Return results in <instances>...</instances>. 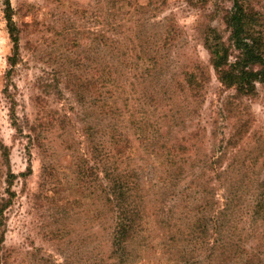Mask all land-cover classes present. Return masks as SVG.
Here are the masks:
<instances>
[{
	"label": "rangeland",
	"instance_id": "374dc122",
	"mask_svg": "<svg viewBox=\"0 0 264 264\" xmlns=\"http://www.w3.org/2000/svg\"><path fill=\"white\" fill-rule=\"evenodd\" d=\"M249 1L264 10V0ZM10 4L18 34L13 71L7 61L13 43L0 0V143L8 150L7 159L0 150V199L9 196L8 187L13 192L5 209L2 264H167L175 250L181 256L179 264H242L252 253L249 264H264V216L252 220L242 216L256 201L264 206V188L257 191L252 183L264 175V84L256 85L251 98L242 99V139L235 136L219 154L223 137L227 140L234 133L236 116L227 110L232 90L216 79L203 46L211 27L226 42L229 31L223 15L231 1L10 0ZM151 53L154 75L147 84L152 75L138 64ZM178 60L182 65L199 61L210 77L200 106L185 114L182 81L178 88L175 84L172 97L160 95L164 100L157 101L152 94L164 84L157 75L162 72L165 77L167 67L174 70ZM165 115L174 117L178 139L193 128L206 134L187 147L198 155L203 146L219 154L228 173L218 179L228 189L215 186L212 192L216 188L224 197L221 204L227 197L231 207L218 219L209 213L207 220L211 204L197 203L200 168L194 154L171 153V140L165 147L161 141L153 146L138 136L136 172L145 210L128 249L112 252L107 205L100 202L103 196L98 197L92 179L85 178L90 185L83 180L74 153L85 152L90 139L95 144L105 137L103 121H114L118 131L131 138L138 126L151 135L167 128L162 122ZM176 164L183 170L177 179L175 172L169 173ZM133 165L134 157L129 156L123 168L132 171ZM230 174L244 175L243 182L233 183L238 187L228 184ZM204 220L208 233L204 226L194 227Z\"/></svg>",
	"mask_w": 264,
	"mask_h": 264
},
{
	"label": "trees",
	"instance_id": "16d2710c",
	"mask_svg": "<svg viewBox=\"0 0 264 264\" xmlns=\"http://www.w3.org/2000/svg\"><path fill=\"white\" fill-rule=\"evenodd\" d=\"M231 7L223 15V22L226 25L229 35L226 42L222 40V37L217 32L216 28L211 27L208 30L206 39L203 40V46L209 54V64L216 76V79L227 89H231L232 92L228 97V112H231L236 116L234 122V133H230L228 139H222V145H218L219 154L225 153V148L232 145V139L238 136L242 139V127L245 125V121H242V99L251 98L256 92L257 84H264V10L257 9L255 5L249 0H230ZM4 14L7 22V30L9 37L13 43L11 54L8 56L9 70L13 71L15 65L18 63V34L17 27L12 19V7L10 0H4ZM138 64V69L143 72H149L151 77L147 80V84L151 83L154 73H151L154 68L155 56L153 53L144 55L141 57ZM8 70V71H9ZM167 67L166 76L160 73L157 75L160 80L164 79V84L160 88L152 91L153 96L157 101L164 100V94L172 97L176 92L174 88L180 87L185 99L184 114L190 112L191 109H196L200 106L202 97L204 95V89L208 83L210 77L208 74V68L197 60L189 61L182 65L178 60L175 69ZM160 71V70H159ZM162 71V69H161ZM164 71V70H163ZM171 72V74H169ZM178 77V78H176ZM183 83V85H182ZM160 95H163L160 96ZM127 104V101L125 102ZM130 106V105H129ZM133 105H131L132 107ZM113 108V107H112ZM150 111V110H149ZM148 111V112H149ZM153 112V109L151 110ZM112 112H110L111 114ZM244 114L246 112H243ZM108 116V115H107ZM248 116V114H247ZM109 118V116H108ZM167 118V119H166ZM174 117L165 115V129L157 130L154 135L149 134V131L142 126H138V131H134V135L130 138L119 132V127L116 126L114 121H103L107 127V133L105 137L100 138L99 143L92 144L94 141L90 139V146L86 147L85 152L74 153L75 159L79 161V173L85 178L92 179L95 191L100 202L107 205L108 212L111 219V233L110 235V251L116 253H122L121 251L128 249L129 242L137 235L139 228L141 227L142 214L145 210L144 197L142 194V185L137 177V161L136 155L140 154L139 146L136 147V143L139 141V137L143 135L145 143L153 144L155 146L160 141L165 147L166 140H171L169 143L171 153H186L190 156L194 154V159L199 164V172L197 173V186L201 194L197 198L198 205H209L206 211V219L212 217L216 219L220 218L222 213L228 214V210L231 207V202L224 199V203L221 204L220 197L216 193L215 186H222L218 177L221 174L228 173V169H225L222 165L221 157L219 154L213 153L208 147L203 146L202 155L194 153L187 146L191 145V140H196L197 137L205 136L204 132L199 129H191L189 131H183V137L179 138V131L174 123ZM106 120V119H105ZM153 119H150L152 121ZM122 125L125 127L127 124L122 120ZM244 128V127H243ZM168 136L177 138L172 140L168 139ZM129 143L126 145L125 143ZM156 144H155V143ZM201 141L197 143L200 146ZM208 143V141H207ZM211 144V143H209ZM102 146V147H101ZM201 147V146H200ZM131 148V151H130ZM210 148V147H209ZM0 150L5 159L8 158V150L5 145L0 143ZM190 150V151H189ZM169 151V150H168ZM131 152V153H130ZM151 155L156 152L150 151ZM213 153V154H209ZM134 157V165L132 171H127L123 168L124 161L127 157ZM174 156V155H169ZM204 156V157H202ZM90 160L92 162L90 163ZM184 161L183 163H188ZM160 163V162H159ZM164 165V164H163ZM175 172L173 177L181 178L183 176L182 167L178 164L169 169V173ZM240 172H236L239 174ZM13 176L10 173V177ZM184 177L183 180H185ZM244 175H235L232 177L230 174L228 184L243 182ZM180 180V179H179ZM187 180V179H186ZM7 184H11L10 179H6ZM88 183L87 181H85ZM223 182V181H222ZM255 189L264 188V175L257 177L253 182ZM90 185V183H88ZM208 187L207 191H204V186ZM180 186V182L177 183L174 188ZM238 187V185H233ZM223 183L222 188L225 190ZM226 189H228L226 187ZM210 190V191H209ZM8 197H2L0 199V264H2V243L4 241L5 234V209L11 204V195L9 187L6 189ZM252 196V195H251ZM250 206V212H242L244 219L252 220L257 215L264 216V206L260 207V203ZM110 206H109V205ZM243 211V209H242ZM200 212V211H199ZM202 216L205 218V213L201 211ZM201 221V220H199ZM188 226L193 228L190 222ZM208 233V225L205 222H196L195 229H203ZM206 241V240H205ZM253 250V249H252ZM251 250V251H252ZM187 252V251H186ZM174 255H168L167 264H179L181 262L180 253L178 250L173 252ZM255 254H249L242 264H249L252 256ZM185 256V255H184Z\"/></svg>",
	"mask_w": 264,
	"mask_h": 264
}]
</instances>
